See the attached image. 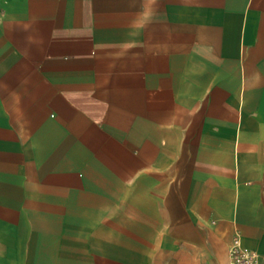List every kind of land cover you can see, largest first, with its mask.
<instances>
[{
    "label": "crops",
    "instance_id": "crops-1",
    "mask_svg": "<svg viewBox=\"0 0 264 264\" xmlns=\"http://www.w3.org/2000/svg\"><path fill=\"white\" fill-rule=\"evenodd\" d=\"M264 264V0H0V264Z\"/></svg>",
    "mask_w": 264,
    "mask_h": 264
},
{
    "label": "built area",
    "instance_id": "built-area-1",
    "mask_svg": "<svg viewBox=\"0 0 264 264\" xmlns=\"http://www.w3.org/2000/svg\"><path fill=\"white\" fill-rule=\"evenodd\" d=\"M229 264H258L257 255L245 249L239 235H236L230 250Z\"/></svg>",
    "mask_w": 264,
    "mask_h": 264
}]
</instances>
